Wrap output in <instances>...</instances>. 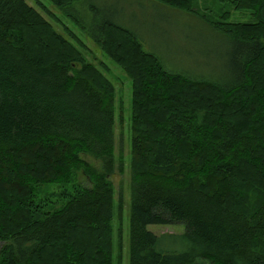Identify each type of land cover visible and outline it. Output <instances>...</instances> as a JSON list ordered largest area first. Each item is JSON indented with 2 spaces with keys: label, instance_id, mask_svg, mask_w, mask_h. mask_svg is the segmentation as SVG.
<instances>
[{
  "label": "trees",
  "instance_id": "1",
  "mask_svg": "<svg viewBox=\"0 0 264 264\" xmlns=\"http://www.w3.org/2000/svg\"><path fill=\"white\" fill-rule=\"evenodd\" d=\"M157 1L224 37L228 73L218 82L168 69L111 21L90 32L132 80L130 264H264V0H221L217 14L198 0ZM241 11L248 19H234ZM83 45L27 0H0V264L121 263L108 178L115 88ZM80 172L91 185L75 181ZM41 183L71 189L41 198ZM244 188L258 204L246 206ZM180 223L181 234L148 229ZM164 237L184 249L163 250Z\"/></svg>",
  "mask_w": 264,
  "mask_h": 264
},
{
  "label": "rangeland",
  "instance_id": "2",
  "mask_svg": "<svg viewBox=\"0 0 264 264\" xmlns=\"http://www.w3.org/2000/svg\"><path fill=\"white\" fill-rule=\"evenodd\" d=\"M27 1L52 21L58 31L73 32L84 44L81 50L87 62L98 68L114 85L115 173L108 177L115 188L114 256L115 259L120 256V264H130L132 80L128 73L93 41L90 32L97 24L114 22L134 32L144 48L155 53L168 69L191 76L212 78L218 82H222V78L228 73V45L224 37L211 30L201 17L174 9L157 0H80L73 2L70 8L65 10L60 9L51 0ZM41 5L48 10L44 11ZM221 5V0H198L194 8L200 12H205V8H208L213 14H217ZM224 10L232 11L233 7L229 6ZM50 12L58 21L51 17ZM248 15V11H241L234 13V19L246 20ZM83 158L95 168L101 169V161L96 157L87 154L83 155ZM75 181L84 186L91 185L89 178L81 172ZM64 188L69 191L71 186L41 183L37 197L45 198L48 196L46 193L56 194ZM242 196L246 206L258 204L257 194L253 190L244 188ZM53 203L54 201L49 203V210L53 209ZM119 203L122 204L121 212ZM148 229L163 236L166 233L181 234L185 231V226L183 223L149 224ZM119 235L122 236L121 247ZM3 244L4 242L0 241V248ZM161 247L165 251L176 252L184 249L180 239L173 237H164Z\"/></svg>",
  "mask_w": 264,
  "mask_h": 264
}]
</instances>
